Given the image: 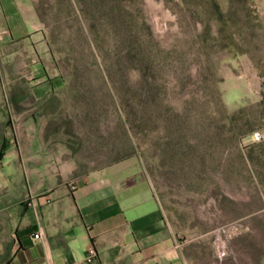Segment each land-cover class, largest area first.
I'll return each mask as SVG.
<instances>
[{"label": "rangeland", "instance_id": "obj_1", "mask_svg": "<svg viewBox=\"0 0 264 264\" xmlns=\"http://www.w3.org/2000/svg\"><path fill=\"white\" fill-rule=\"evenodd\" d=\"M35 4L0 33V193L110 169L198 264H264V0Z\"/></svg>", "mask_w": 264, "mask_h": 264}, {"label": "crops", "instance_id": "obj_2", "mask_svg": "<svg viewBox=\"0 0 264 264\" xmlns=\"http://www.w3.org/2000/svg\"><path fill=\"white\" fill-rule=\"evenodd\" d=\"M42 25L35 0H0L3 38L24 37ZM10 150L7 144L9 171ZM111 171L42 191L24 176L3 180L0 264H198V248L179 237L161 205L139 197Z\"/></svg>", "mask_w": 264, "mask_h": 264}, {"label": "built area", "instance_id": "obj_3", "mask_svg": "<svg viewBox=\"0 0 264 264\" xmlns=\"http://www.w3.org/2000/svg\"><path fill=\"white\" fill-rule=\"evenodd\" d=\"M255 137H256L257 139H260V138L262 137V135H261L259 132H256V133H255ZM40 235H41L40 232L35 233V236H36V237H40ZM94 253H95V249H91V250H90V254H91V256H94ZM65 264H76V263H74V262L68 260V261L65 262Z\"/></svg>", "mask_w": 264, "mask_h": 264}, {"label": "trees", "instance_id": "obj_4", "mask_svg": "<svg viewBox=\"0 0 264 264\" xmlns=\"http://www.w3.org/2000/svg\"><path fill=\"white\" fill-rule=\"evenodd\" d=\"M6 149H7V143L4 142L1 149H0V158H3L4 157V154L6 152Z\"/></svg>", "mask_w": 264, "mask_h": 264}]
</instances>
